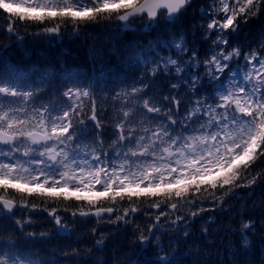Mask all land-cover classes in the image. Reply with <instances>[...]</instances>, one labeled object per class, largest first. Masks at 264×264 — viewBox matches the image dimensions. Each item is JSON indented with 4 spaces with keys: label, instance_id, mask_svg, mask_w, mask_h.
I'll return each mask as SVG.
<instances>
[{
    "label": "snow or ice",
    "instance_id": "6c2138e0",
    "mask_svg": "<svg viewBox=\"0 0 264 264\" xmlns=\"http://www.w3.org/2000/svg\"><path fill=\"white\" fill-rule=\"evenodd\" d=\"M190 7L192 0H0V31L19 41L29 28L52 39L94 26L156 30ZM199 11L203 53L174 36L131 57L133 77L102 85L69 74L56 83L16 66L0 71V264H108L115 233L103 232L105 224L131 227L133 252L153 249L151 264H185L176 257H185L180 245L192 223L229 211L238 190L251 194L264 181V32L233 42L264 14V0H207ZM90 222L83 248L77 233ZM215 222L209 216L201 226L205 238ZM256 231V220L241 215L231 254L246 255ZM188 256L195 259L187 264H209L191 249Z\"/></svg>",
    "mask_w": 264,
    "mask_h": 264
},
{
    "label": "trees",
    "instance_id": "16d2710c",
    "mask_svg": "<svg viewBox=\"0 0 264 264\" xmlns=\"http://www.w3.org/2000/svg\"><path fill=\"white\" fill-rule=\"evenodd\" d=\"M206 2L207 0H192V7L187 13L171 24L164 23L156 30L146 31L143 28L117 30L94 26L90 27L87 33L79 36L64 35L52 39L33 36L31 33L35 29L29 28L27 36L21 29L19 41L0 31V71L8 66H16L37 78L41 75L51 76L56 83L69 74L79 75L82 78H94L102 85L108 81L133 77L139 69L131 57L147 52L153 44L171 41L174 36L178 38L183 34L190 46H197L203 53L205 47V42L201 39L203 31L197 27V24L201 21L199 9ZM0 24L6 28L2 20ZM262 32H264V14L242 25L238 35L233 38V42L252 40ZM109 87L112 85L109 84ZM257 166L264 167L259 162ZM238 191L241 193L238 198L227 201L229 211L205 212L192 223V235L180 245L185 257L177 256V259L183 260L185 264L187 260L191 262L195 259L194 256H188V251L191 249L209 261V264H221V262L231 264L233 260L238 261L239 264H264V236H262L264 226L260 225V221L264 220V181L253 186L251 194L248 189ZM241 215L244 219L256 220L257 231L251 237V250L244 256H233L229 241L238 246L236 244L238 237L232 229L239 228ZM209 216H214L216 222L208 224L209 235L205 238L200 230ZM136 221L141 226L147 222L142 214L137 215ZM92 226L93 224L89 226L85 224L80 227L77 236H82L84 239L80 247L91 246L87 233ZM101 230L105 233H115L108 240V250L103 254L108 264H119L125 256H133L140 261V264H151V261L155 259L154 250L150 248H146L143 254L133 252L130 240L135 234L131 227L116 229L105 224Z\"/></svg>",
    "mask_w": 264,
    "mask_h": 264
},
{
    "label": "rangeland",
    "instance_id": "374dc122",
    "mask_svg": "<svg viewBox=\"0 0 264 264\" xmlns=\"http://www.w3.org/2000/svg\"><path fill=\"white\" fill-rule=\"evenodd\" d=\"M26 7V6H25ZM137 23H139V22H137Z\"/></svg>",
    "mask_w": 264,
    "mask_h": 264
}]
</instances>
